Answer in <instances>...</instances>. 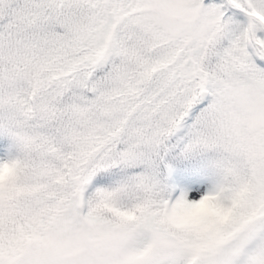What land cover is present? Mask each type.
I'll return each instance as SVG.
<instances>
[{
  "label": "snow or ice",
  "instance_id": "snow-or-ice-1",
  "mask_svg": "<svg viewBox=\"0 0 264 264\" xmlns=\"http://www.w3.org/2000/svg\"><path fill=\"white\" fill-rule=\"evenodd\" d=\"M0 264H264V0H0Z\"/></svg>",
  "mask_w": 264,
  "mask_h": 264
}]
</instances>
